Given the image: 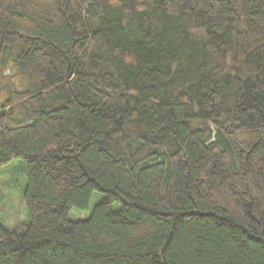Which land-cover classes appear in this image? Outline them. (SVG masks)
Masks as SVG:
<instances>
[{
  "label": "trees",
  "instance_id": "16d2710c",
  "mask_svg": "<svg viewBox=\"0 0 264 264\" xmlns=\"http://www.w3.org/2000/svg\"><path fill=\"white\" fill-rule=\"evenodd\" d=\"M14 160L0 264H264V0H0Z\"/></svg>",
  "mask_w": 264,
  "mask_h": 264
},
{
  "label": "rangeland",
  "instance_id": "374dc122",
  "mask_svg": "<svg viewBox=\"0 0 264 264\" xmlns=\"http://www.w3.org/2000/svg\"><path fill=\"white\" fill-rule=\"evenodd\" d=\"M2 169L0 170V222L4 227L11 228L16 222L26 218V210L22 201L25 172L22 171V164L15 160ZM97 198L98 194L93 193L85 211L71 210L70 219H87Z\"/></svg>",
  "mask_w": 264,
  "mask_h": 264
}]
</instances>
